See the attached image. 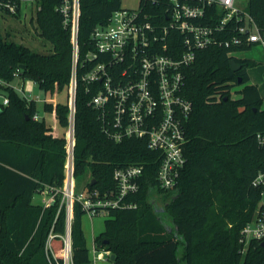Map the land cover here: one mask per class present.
<instances>
[{"label":"trees","instance_id":"1","mask_svg":"<svg viewBox=\"0 0 264 264\" xmlns=\"http://www.w3.org/2000/svg\"><path fill=\"white\" fill-rule=\"evenodd\" d=\"M57 0H40L37 15L40 36L52 45L49 53L9 41L0 32V88L8 103L0 101V264H63L65 260L66 207L65 136H57L46 120L35 119L37 102L28 101L11 82L30 80L46 94L68 89L72 69L70 31L55 11ZM122 7V0H80L79 41L82 54L91 34ZM248 12L264 31V0H248ZM238 49L209 47L198 52L185 70L184 96L193 104L185 124L187 163L177 196L167 205L173 225L163 224L149 203L159 163L143 140L109 139L101 130L90 95L80 85L76 115V178L85 187L113 188L115 168L145 163L138 207L113 210L105 230L95 239L99 249L115 254L116 264H264V248L252 241L244 252L243 227L250 222L261 200L253 182L264 170V150L257 134H264L263 97L250 83V59L230 56ZM241 65L233 72L230 61ZM23 67V68H21ZM241 79V83H239ZM239 98L232 97L233 88ZM228 98L225 100V98ZM64 128L67 104L44 103ZM65 134V132H64ZM95 181V185H92ZM55 190L60 193L54 194ZM45 191L53 197L46 206L34 203ZM164 192V191H159ZM84 214L75 207L72 224L74 264H91L82 229Z\"/></svg>","mask_w":264,"mask_h":264},{"label":"built area","instance_id":"2","mask_svg":"<svg viewBox=\"0 0 264 264\" xmlns=\"http://www.w3.org/2000/svg\"><path fill=\"white\" fill-rule=\"evenodd\" d=\"M57 1L55 11L70 31L72 45L68 125L64 134L65 185L61 193L66 207L63 264H74L75 207L90 219L108 218L113 210L136 209L138 203L133 197L141 190L146 169L145 163L118 167L113 172V188L77 190L79 86L89 93V105L97 112L101 130L109 139L143 140L157 155L154 162L159 163V168L151 193L171 192L177 188L187 163L185 124L193 111L192 102L183 94L185 70L195 62L199 51L209 47L264 46V31L251 18L248 0H139L137 7H121L106 24L96 26L88 50L82 54L80 0ZM41 8L40 0H0V13L16 19L25 10L30 20H37ZM235 53L229 54L234 57ZM16 91L28 101L33 99L23 86ZM1 101L6 105L8 98L2 96ZM34 118L39 119L38 115ZM257 142L264 150V134H257ZM253 185L261 189V200L254 218L241 231L244 252L252 241L264 242V170L257 174ZM93 253L92 264L108 261L112 254L96 245Z\"/></svg>","mask_w":264,"mask_h":264},{"label":"rangeland","instance_id":"3","mask_svg":"<svg viewBox=\"0 0 264 264\" xmlns=\"http://www.w3.org/2000/svg\"><path fill=\"white\" fill-rule=\"evenodd\" d=\"M138 2L139 0H122V7L135 8L137 7ZM248 28L252 31H255V27L252 25H248ZM0 32L4 37L9 34V41H14L18 44L25 45L38 53H49L52 49V45L40 36V30L37 24V20H30V13L25 10L22 11L21 16L18 19L13 17H6L2 13H0ZM234 57L251 59L256 62V66L249 68L248 72L250 76V83L257 85L260 88L263 96L264 108V46L260 44L255 45L246 51L235 53ZM22 85L24 86L25 93L27 95H31V97L36 100L39 113H46V124L53 128V131L57 136H63L65 128L60 125L58 120L51 112L44 111V103L68 104V89H64L59 93L56 92L53 95H45L43 91L38 87V85L34 84L30 80H23L19 77H15L11 82V86L14 87L15 90ZM238 89V87H235L232 90V97L234 99L240 97V95L236 93ZM4 94V90L0 88V101L2 100V96H4ZM88 179V177H84L83 179L79 180L76 186L77 190L86 189L85 181H87ZM177 192L178 188L171 192H153L151 193V197L149 198V203L152 208L157 211L160 221L170 228L173 225V221L167 211V205L171 203L177 196ZM105 220L106 217L103 216L94 219H90L85 215L83 216L82 225L84 230L89 231L87 233L88 237H91L89 241H91L92 235L98 237L101 233L104 232ZM93 264L116 263L110 260H106L97 261Z\"/></svg>","mask_w":264,"mask_h":264},{"label":"crops","instance_id":"4","mask_svg":"<svg viewBox=\"0 0 264 264\" xmlns=\"http://www.w3.org/2000/svg\"><path fill=\"white\" fill-rule=\"evenodd\" d=\"M240 59H245V58H240ZM251 60V59H250ZM254 61V60H253ZM249 73V72H248ZM252 84V83H251ZM23 86V85H22ZM24 87V86H23ZM260 90V88H259ZM261 93V91H260ZM262 95V93H261ZM31 96V95H30ZM263 97V96H262ZM38 117L39 119H45L46 120V113H39V110H38ZM51 202V197L49 196L48 192L45 191L44 193L42 194H37L35 197H34V203L37 204V205H41V206H46L47 204H49ZM82 229H83V232H84V235H85V238H86V245H87V248L89 250V253H90V260H92L93 256H94V253H93V247L95 245V239L97 236H93L92 235V239L91 241H89V238L87 233L89 232L88 230H84L83 228V225H82ZM91 244V246H90ZM92 264V263H91Z\"/></svg>","mask_w":264,"mask_h":264},{"label":"water","instance_id":"5","mask_svg":"<svg viewBox=\"0 0 264 264\" xmlns=\"http://www.w3.org/2000/svg\"><path fill=\"white\" fill-rule=\"evenodd\" d=\"M230 67H231V69H232L233 72H238V71L241 69V65H239V64L236 62L235 59H232V60L230 61ZM21 68H23V67H21ZM239 83H241V79H239ZM227 99H228V98L226 97L225 100H227ZM91 184H92V185H95V181H92ZM261 246H262V248H264V242L261 243ZM115 260H116V256H115V254H111V256H110V261L115 262Z\"/></svg>","mask_w":264,"mask_h":264}]
</instances>
